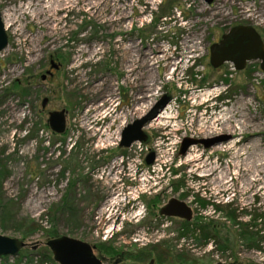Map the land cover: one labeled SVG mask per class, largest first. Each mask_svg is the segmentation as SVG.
I'll use <instances>...</instances> for the list:
<instances>
[{
    "label": "rangeland",
    "instance_id": "1",
    "mask_svg": "<svg viewBox=\"0 0 264 264\" xmlns=\"http://www.w3.org/2000/svg\"><path fill=\"white\" fill-rule=\"evenodd\" d=\"M0 11L9 38L0 53V235L25 245L0 264H57L45 243L61 236L96 243L94 224L129 192L119 183L127 155L117 147L121 126L165 93L170 108L144 131L148 149L164 154L178 144L173 173L145 168L137 179L149 191L140 198L145 218L125 227L121 246L155 264H264V73L258 61L241 71L209 62L210 46L232 27L251 26L264 42V0H0ZM51 59L59 69L43 82ZM31 76L36 82L22 95ZM61 110L66 130L58 135L47 118ZM229 110L230 125L239 121L247 133L201 132L199 116L209 123ZM254 129L261 135L250 137ZM222 136L229 139L179 154L183 139ZM172 198L216 240L183 236L180 219L159 220ZM252 223L254 244L240 231Z\"/></svg>",
    "mask_w": 264,
    "mask_h": 264
},
{
    "label": "water",
    "instance_id": "2",
    "mask_svg": "<svg viewBox=\"0 0 264 264\" xmlns=\"http://www.w3.org/2000/svg\"><path fill=\"white\" fill-rule=\"evenodd\" d=\"M207 5H211L214 0H204ZM8 34L5 29L2 13L0 11V53L8 47ZM250 61H258L260 69L264 73V42L260 35L251 26L238 25L232 27L227 33L223 34L218 41L209 48V62L213 68H219L225 63H231L235 70L241 71ZM52 68L57 66L51 62ZM49 74V72H48ZM46 75L41 79L45 80ZM172 101L170 94L165 93L153 104L147 113L127 124L120 132L118 149H128L133 143H149V136L144 128L152 122ZM48 99L42 100V107L47 104ZM48 128L54 134H63L66 130V111L48 112ZM228 137H215L212 139H183L179 154L185 155L187 149L193 145H202L205 149L216 146L228 140ZM154 153L150 152L145 158V165H152ZM159 215L166 218H177L185 222L192 220V210L186 203L175 198L170 199L159 210ZM52 259L57 264H102L93 254V250L85 242L67 236H61L46 241ZM24 242L0 235V258L15 257L24 249Z\"/></svg>",
    "mask_w": 264,
    "mask_h": 264
},
{
    "label": "built area",
    "instance_id": "3",
    "mask_svg": "<svg viewBox=\"0 0 264 264\" xmlns=\"http://www.w3.org/2000/svg\"><path fill=\"white\" fill-rule=\"evenodd\" d=\"M165 110L166 108L162 112H164ZM159 115L154 120L160 117ZM177 118L178 117H176L175 119ZM175 122L176 121H174V123ZM124 125L125 124H123L121 128H124L126 126ZM169 144H170L169 149L163 154V152L157 148L158 145L154 146L153 149H148L147 148L148 144L145 145L135 142L128 149H126L127 155L119 159L120 164H118V166H121L122 170L125 169V171L122 174L124 179L123 178L120 179L119 183L122 185V188L127 187V189H129L127 196L113 203L116 206V208H119L120 210L122 209L127 210V212L122 213V219L120 220L118 225L119 229H121V227L129 226L131 224H137L140 222V220H143L145 209L140 198L142 195H145L147 193L149 194V191L145 190L146 187L144 185V182L137 179H140V177L144 176L145 168H150L152 172L159 170L161 171L162 168H164L165 175H171L173 173V172L170 173V166L172 164V159L177 151L176 146H178V144H172V143ZM150 152L154 153V160L152 165L146 166L145 158ZM159 158H163L167 164H163L162 167V165L158 163L160 162ZM126 181H129L130 184L127 183L126 185L125 184ZM135 183L136 184L138 183V185L135 186L134 185ZM113 234L114 233L112 231L110 230L108 231V229H105V231L103 232V238L107 239L111 237ZM133 241L136 242L135 239H133Z\"/></svg>",
    "mask_w": 264,
    "mask_h": 264
},
{
    "label": "flooded vegetation",
    "instance_id": "4",
    "mask_svg": "<svg viewBox=\"0 0 264 264\" xmlns=\"http://www.w3.org/2000/svg\"><path fill=\"white\" fill-rule=\"evenodd\" d=\"M51 62H53L57 67L52 68ZM49 66H50V70H47L43 74V75H46L45 80H42L41 79L42 75H40V80L43 82L46 81L48 78L52 77L51 70L59 69V65L55 63L52 59L49 61ZM31 77L33 78L35 76H31ZM35 82H36L35 80H32L30 88L34 85ZM47 104L45 105L44 108L42 107V104H41V109L43 111L46 108ZM112 168H114V165ZM124 212H127V210L126 209L120 210L119 208H116L113 215L109 213V215L106 216L104 219L100 218L98 223L96 224L93 223L95 225L94 234L96 238L95 240L96 243H89V242L84 241L83 239H78V240L90 245V247L93 250V254L102 264H145V263L155 264V260L157 259L155 257H150V255L147 254L146 252H143L142 254L136 253L135 255H131L128 253V251L126 252L124 250V248L121 245L125 244L124 237L126 236V233L124 232V229L126 226L121 227V229H118L111 237L107 239L103 238V232L105 231V228L107 226H112V229H113L114 226L119 225V222L122 219V213ZM144 218H145V214L143 216V219ZM157 218L159 220H165L166 224H169L167 223L168 220H171V221L177 220V218H166V217L160 216L159 212H158Z\"/></svg>",
    "mask_w": 264,
    "mask_h": 264
},
{
    "label": "bare ground",
    "instance_id": "5",
    "mask_svg": "<svg viewBox=\"0 0 264 264\" xmlns=\"http://www.w3.org/2000/svg\"><path fill=\"white\" fill-rule=\"evenodd\" d=\"M215 11V10H214ZM206 12V11H205ZM214 13V12H213ZM207 14V13H206ZM219 13H217L216 15H218ZM3 15V13H2ZM210 15V14H209ZM221 15V14H220ZM6 16V15H5ZM204 16V15H203ZM208 16V15H207ZM211 16V15H210ZM213 16V15H212ZM216 17V16H215ZM213 18V17H212ZM210 19V18H209ZM221 19V18H220ZM7 20V19H6ZM213 20V19H212ZM218 20V19H217ZM207 21V20H206ZM216 21V20H215ZM203 22V20H202ZM187 43V41L185 42ZM185 43H183L185 45ZM183 45V46H184ZM190 48V47H189ZM144 55V54H143ZM148 58V57H147ZM146 58V59H147ZM145 60V59H144ZM151 60V59H150ZM159 60V59H158ZM162 60V59H161ZM160 60V61H161ZM146 61V60H145ZM152 61V60H151ZM150 61V62H151ZM159 61V62H160ZM144 62V61H143ZM148 62V61H147ZM145 62V64L147 63ZM158 62V63H159ZM134 64V63H133ZM137 64V63H136ZM132 66V65H131ZM169 107V106H168ZM170 108V107H169ZM202 116H199L198 119V122L200 121L202 124L201 126L198 124V126H200V130L203 134L205 135H209L210 133L213 134V133H217L218 131V128H219V132L221 133H228L229 136L231 138H234L235 136L238 137V136H243L246 132V125L244 126V124H241L239 121H234V124L230 125L231 122H233V119L235 118L234 117V112L232 110H229L225 113H222L220 114L216 119H213L212 121H210L209 123H207L204 118H201ZM247 120V119H246ZM253 120V118H252ZM250 122V121H249ZM252 122V121H251ZM217 123V124H216ZM243 123V122H242ZM197 125V123H196ZM247 133V132H246ZM250 137H257V136H260L261 135V132L260 130H253L251 131L250 133H248ZM211 136V135H210ZM206 137V136H205ZM248 139L246 137H243L239 142L235 143L234 146H238V145H242L243 146V143L245 141H247ZM190 152V151H189ZM195 154V152H194ZM193 154L191 153L190 154V157H192ZM196 157V156H195ZM244 161V160H243ZM243 163V162H242ZM238 166H241V165H238ZM242 167H243V164H242ZM247 167V166H246ZM245 167V169H246ZM253 167V166H252ZM238 168V167H237ZM244 169V170H245ZM251 169V168H250ZM251 171V170H250ZM240 172V171H239ZM248 172V171H247ZM252 172V171H251ZM254 173H252L253 175ZM254 177V176H253ZM253 180V179H252ZM251 181V180H250Z\"/></svg>",
    "mask_w": 264,
    "mask_h": 264
},
{
    "label": "trees",
    "instance_id": "6",
    "mask_svg": "<svg viewBox=\"0 0 264 264\" xmlns=\"http://www.w3.org/2000/svg\"><path fill=\"white\" fill-rule=\"evenodd\" d=\"M30 81H27L28 83L25 85H21L20 88H21V93L22 95H25L27 94V92L29 93V90H30V86H31V83H32V80H35L37 79V76L35 77H30ZM1 202H0V211H1ZM2 206H5V205H2ZM0 213H4L3 210L2 212ZM258 220H261V217L258 216L255 220H253V223L255 224ZM251 224V225H241L240 226V231H241V235L244 237V240L246 238H248V240H251L252 244H254V240H255V237H254V234L252 232H249V228H251L252 226H254V224ZM183 229H184V234L183 236H187L189 234H200L201 238H206L208 241L212 239V241L214 242V240H216V236L214 235V231H212V229H210L209 231H206L204 229H202L201 227H199L198 225H192L190 222H183ZM209 227V226H208ZM198 229V230H197ZM197 231V232H196ZM52 236H54V233L52 234ZM56 236V235H55ZM57 237V236H56ZM54 238V237H53ZM247 240V239H246ZM180 264V263H178Z\"/></svg>",
    "mask_w": 264,
    "mask_h": 264
}]
</instances>
